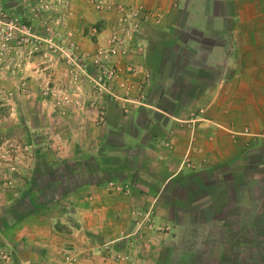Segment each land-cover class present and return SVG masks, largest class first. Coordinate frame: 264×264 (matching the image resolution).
I'll list each match as a JSON object with an SVG mask.
<instances>
[{
  "label": "crops",
  "instance_id": "1",
  "mask_svg": "<svg viewBox=\"0 0 264 264\" xmlns=\"http://www.w3.org/2000/svg\"><path fill=\"white\" fill-rule=\"evenodd\" d=\"M21 1L3 0L29 22ZM118 1L142 17L154 14L133 43L142 104L125 115L105 102L98 126L92 111L56 114L54 139L66 130L68 144L57 147L61 157H41L33 185L6 205L0 240L10 261L0 264H161L165 244L184 234L177 229L195 226L213 239L207 256L219 264L226 254L253 252L257 237L247 231L264 224V186L258 199L249 186L225 192L221 175L264 165V0ZM73 10L79 48L104 43L114 11L96 13L85 0ZM103 23L106 29L88 34ZM183 247L182 263L197 251Z\"/></svg>",
  "mask_w": 264,
  "mask_h": 264
},
{
  "label": "rangeland",
  "instance_id": "2",
  "mask_svg": "<svg viewBox=\"0 0 264 264\" xmlns=\"http://www.w3.org/2000/svg\"><path fill=\"white\" fill-rule=\"evenodd\" d=\"M1 1L5 10L13 12V16L30 29L28 44L22 47L14 46L13 50L6 55L5 62L0 65V222H2L0 232L3 234L7 227H4L5 223L7 224L6 219L2 218V214H6V205L19 199L23 188L33 185L31 173H36V170L42 167L41 157L46 159L61 157L57 147L61 145L66 147L64 145L68 144L64 139L69 135L66 130L62 131V141L56 138L60 143L54 139L58 136L57 131L53 129L57 125L54 119L56 114L66 118L69 115L77 116L92 111L94 122L98 126L105 120V102L115 104L125 115L139 104L124 101L125 98L134 101L136 97L134 95H136L138 82H135V76L130 79L128 88L120 86V81L126 76L127 65L131 64L133 67L132 59L136 54L134 49L128 55V61L124 59L122 62L121 55L112 56V64L119 61L120 71L118 82L111 83L109 92L97 87L96 81L101 62L96 64L94 58L98 51L110 46L112 30H108L104 43L97 44L91 49H80L73 40L74 31L69 26V20L74 17L73 4L76 0L66 9H58L53 2L49 1L45 3L47 8L40 9V6L44 4L40 0H22L21 4L24 11L28 12L29 22L8 9L3 0ZM85 4L96 13L107 12L93 8L90 0H85ZM91 26L88 27L90 36H96L99 31L107 28L104 23ZM135 38V35L130 37L129 45L134 43ZM74 57L83 60L77 61L76 65L71 61ZM10 59L11 62H9ZM62 162L61 159L57 162L50 161V166L54 168ZM222 172L221 183L226 185L225 192L235 186H249L253 188V199L261 198L260 186H264V165L252 162L243 171L239 169L236 177L231 175V172L235 174L233 168L232 170L224 168ZM208 184L219 187V182L216 184L210 181ZM212 190L209 188L210 192ZM236 196L232 193V202ZM179 197L189 200L188 195L180 194ZM261 200L264 204V200ZM195 228L198 229L196 226L194 228L179 227L178 234L181 236L183 229V233L187 236L183 234V240L179 237L175 242H167L163 251L160 252L159 262L161 264H219L214 258L207 256L208 251L213 247V239H207L209 234H206L204 238L202 235H197L199 231ZM247 233L257 237L250 243L253 252L247 250L246 256L241 259L235 254H226L227 257L221 261V264H264V239H259L260 236L264 237V224L250 227ZM3 238L6 239V236ZM241 243L245 244L243 241ZM6 245L5 240H0L1 263L10 261ZM183 246L197 250L190 251L184 263L180 255Z\"/></svg>",
  "mask_w": 264,
  "mask_h": 264
},
{
  "label": "built area",
  "instance_id": "3",
  "mask_svg": "<svg viewBox=\"0 0 264 264\" xmlns=\"http://www.w3.org/2000/svg\"><path fill=\"white\" fill-rule=\"evenodd\" d=\"M44 3L40 6V9L47 8L45 4L48 1L53 2L58 9L69 7L74 0H40ZM93 8L99 11H114L115 21L112 27V35L110 36V46L102 51H98V54L94 58L96 64L101 62L100 73L96 81L97 87L101 90H110V85L113 82H118L119 80V61L116 64H112L111 58L115 55H121L122 62L129 60L128 55L133 50V44L129 45V39L132 35H136L142 29V21L147 20L149 17H154L151 12L146 13L143 17L141 16V11L138 7H125L118 0H90ZM159 20V17L157 18ZM26 24L21 23L16 17L13 16V12H8L4 9L2 1L0 0V65L5 62V57L9 51L13 50L14 46H25L29 42L30 31ZM95 31V30H94ZM72 45V44H71ZM73 46V45H72ZM59 47V46H57ZM65 48V47H64ZM78 57H74L71 61L77 65V61H82ZM126 76L120 81V86L128 88L130 79L138 73L137 67L133 64H128L126 67ZM146 77V76H145ZM143 87L141 85L137 86L136 91L138 96L131 101L125 98V102H134L139 105L142 104L143 96L141 91ZM110 186L117 191L125 190L129 192V186H121L110 183ZM149 222V213L143 215L142 225ZM6 258V256H3ZM120 259V257H115Z\"/></svg>",
  "mask_w": 264,
  "mask_h": 264
}]
</instances>
